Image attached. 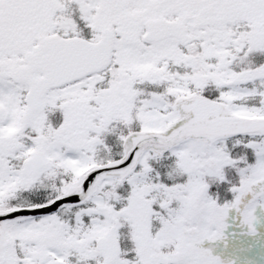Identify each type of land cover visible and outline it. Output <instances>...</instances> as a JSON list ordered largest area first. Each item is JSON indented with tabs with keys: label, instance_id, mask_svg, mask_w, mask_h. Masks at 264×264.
<instances>
[{
	"label": "snow or ice",
	"instance_id": "6c2138e0",
	"mask_svg": "<svg viewBox=\"0 0 264 264\" xmlns=\"http://www.w3.org/2000/svg\"><path fill=\"white\" fill-rule=\"evenodd\" d=\"M257 207L264 0H0V264H235Z\"/></svg>",
	"mask_w": 264,
	"mask_h": 264
},
{
	"label": "rangeland",
	"instance_id": "374dc122",
	"mask_svg": "<svg viewBox=\"0 0 264 264\" xmlns=\"http://www.w3.org/2000/svg\"><path fill=\"white\" fill-rule=\"evenodd\" d=\"M254 160V157L252 158ZM225 189V193L223 196H229L231 191ZM219 196H221L219 194ZM249 198H251L249 196ZM256 216L258 217L257 221L255 222V226L257 232L255 234H251L248 230V227L242 224V216L240 212L236 209L230 210L229 217L227 218L228 227L225 230V238L219 241L213 242V244L207 245L208 242L206 241L204 246L205 247H212L213 252L216 255H220L224 259H230L229 256H232L233 259L238 260L236 264H247L243 258L241 253L238 250V247L235 245H228L227 242L236 243L240 241H253L259 240L264 242V207H257ZM228 248H230L231 252H228Z\"/></svg>",
	"mask_w": 264,
	"mask_h": 264
},
{
	"label": "flooded vegetation",
	"instance_id": "af4514ba",
	"mask_svg": "<svg viewBox=\"0 0 264 264\" xmlns=\"http://www.w3.org/2000/svg\"><path fill=\"white\" fill-rule=\"evenodd\" d=\"M228 245H236L237 243H231L230 241L227 242ZM248 250L245 248H238L239 252L242 255V258L245 259V255L247 252H250L252 256L254 257L255 264H264V242H250L247 243ZM231 252L230 248H228L227 253ZM230 259L235 260L232 258V256H229ZM238 260H235V264Z\"/></svg>",
	"mask_w": 264,
	"mask_h": 264
},
{
	"label": "trees",
	"instance_id": "16d2710c",
	"mask_svg": "<svg viewBox=\"0 0 264 264\" xmlns=\"http://www.w3.org/2000/svg\"><path fill=\"white\" fill-rule=\"evenodd\" d=\"M228 187H229V185H228L227 183H224V184H222V185L219 187L218 190L214 187V188H213V192L218 191L219 194H220L221 196H223L224 193H225V189H228ZM43 194H45V190H41V191H40V195H43ZM229 196H232V193L229 194ZM220 200H221V199H220Z\"/></svg>",
	"mask_w": 264,
	"mask_h": 264
}]
</instances>
